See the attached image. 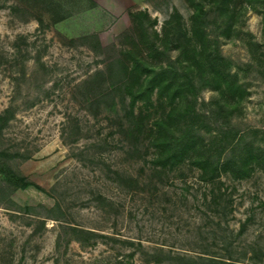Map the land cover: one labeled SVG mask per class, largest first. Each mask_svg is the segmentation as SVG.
<instances>
[{"label": "rangeland", "instance_id": "obj_1", "mask_svg": "<svg viewBox=\"0 0 264 264\" xmlns=\"http://www.w3.org/2000/svg\"><path fill=\"white\" fill-rule=\"evenodd\" d=\"M0 151V264H264V0H0Z\"/></svg>", "mask_w": 264, "mask_h": 264}, {"label": "trees", "instance_id": "obj_2", "mask_svg": "<svg viewBox=\"0 0 264 264\" xmlns=\"http://www.w3.org/2000/svg\"><path fill=\"white\" fill-rule=\"evenodd\" d=\"M198 28H199V26L196 24V19H195V33H196V34L199 32V31H198ZM139 62H140V60L135 59V64L132 66V71H133V72L136 71V70L138 69L137 67H138V65H139ZM152 82H153V79L148 80V84H149V85L147 84L146 87H145V89L142 90L141 92H143V93H147V90H149V86H150V87L153 86V84H151ZM215 113H216V112H215ZM215 113H213L214 116H215V118H219V114H218V113L215 114ZM161 126H162V125H161ZM161 126L158 127V130H160V127H161ZM159 134H160V131H157V136H159ZM2 157H5V152L0 151V159H1ZM2 162H3V161H2ZM2 165L4 166L5 164L2 163ZM0 173H1V174H4V173H5L4 169H1ZM9 178L12 179L11 183H9L10 185H12V190L24 189V188H27V187H29V186H36V185H35L34 183H32L31 181H29V180L25 179L24 177H21L20 175H17V174H12Z\"/></svg>", "mask_w": 264, "mask_h": 264}]
</instances>
